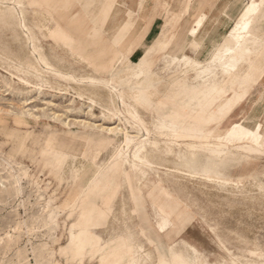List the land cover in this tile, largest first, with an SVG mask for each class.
Returning <instances> with one entry per match:
<instances>
[{"label": "rangeland", "instance_id": "obj_1", "mask_svg": "<svg viewBox=\"0 0 264 264\" xmlns=\"http://www.w3.org/2000/svg\"><path fill=\"white\" fill-rule=\"evenodd\" d=\"M191 2L0 0V15L17 7L27 24L0 16V264H132L146 254L149 264L164 257L167 264L264 263V148L253 155L254 143L226 140L216 155L200 148L192 157L188 147L232 123L264 122V93L254 107L262 54L247 57L262 73L252 78L248 102L221 126L209 117L212 106L188 126L201 134L155 129L157 111L172 123L193 113L192 94L180 86L184 74L175 63L165 67L166 55L204 60L225 40L201 54L198 38L192 52L178 50ZM256 34L264 40V15ZM38 53L61 75L47 74ZM150 71L156 88L146 83ZM193 76L186 74L188 87ZM146 128L157 142L147 147L153 167L138 160L131 167L135 149L126 139H144ZM119 150L130 164L115 161Z\"/></svg>", "mask_w": 264, "mask_h": 264}, {"label": "bare ground", "instance_id": "obj_2", "mask_svg": "<svg viewBox=\"0 0 264 264\" xmlns=\"http://www.w3.org/2000/svg\"><path fill=\"white\" fill-rule=\"evenodd\" d=\"M239 2H241V0ZM16 9L15 7L9 8V11L7 12L8 15L6 12L5 13L1 12L0 16L5 18L4 21L6 23L9 21L7 17L12 19L13 17L15 18V16L16 17L18 16V18L20 19L22 16V19H20V25L22 28L23 27L27 28L26 20L24 18L25 13L20 12L21 13L20 16V14ZM263 15H264V0H248V2L245 5L243 4L241 5L240 13L237 19L235 20L233 26L231 27V29L226 33L224 42L219 46H217L215 49L206 51V58L204 60H198L195 57L196 54L183 55L180 58L176 56L171 58L168 56V54L166 55L164 60L165 67H168L169 64L175 63V65L177 64V66L179 67L180 72L184 74V76L180 78L181 79L180 86H182V89H184L187 92H191L192 94L189 102L191 106H193L192 109L193 113H191L188 116L186 115L182 117L174 116L175 119L180 120L181 122L172 123V121L168 122L167 120H165L163 116L160 114V112L157 111L158 120H157V124H155L156 130L158 131L168 130L170 131V133H173L175 136L181 133L182 130H186L193 135L201 134L202 132L201 129L193 128V126L189 128L188 126L189 125L191 126V124L194 123L193 121H196L197 119H202L205 111L211 108L212 106H215L214 111H217V115L215 116V112L213 111V113H211L209 117L211 119L213 118L216 120L215 122L217 123L218 127L221 126V124L229 116H231L230 114L234 111V109L237 108L239 105H241L242 101L245 98H247V96H249L251 89H254V87L257 85V82L255 81L254 83V80L252 78L260 76V74H262V73L259 74V70L255 65L256 64L255 60L253 59L252 61L248 62L247 57H249L252 54H258V55L262 54L261 56L264 58V40L259 41L258 38L260 37L258 36V34L252 36L253 31L256 29L257 23H259L260 18ZM203 20H204V16L197 20L195 28H193L190 31L189 44H191L193 41H196V39L198 38L199 31L203 26ZM58 29H61V27H59ZM131 29L132 27L127 31V33L122 38L120 43H123L126 37L130 34ZM29 31L31 37L34 38V34L32 30L29 29ZM186 43L187 40L186 38H184L181 41L178 50L183 52L188 46V44L186 45ZM34 48L36 52H39L40 47H38L35 44ZM39 55H40V59L37 60V62L39 63V65L44 64L46 66L47 74H54V75L58 74L59 76L61 75L56 72L54 66L47 61L44 55L41 54ZM262 68H264V65ZM134 71H135L134 76L136 78H140L141 77L140 73L137 72L136 70ZM188 71H193L194 74L193 85H191L190 87H188L186 84L187 83L186 74L188 73ZM147 74L148 77L146 78V83H148L150 88H154V87L156 88V85H154L151 81L154 72L150 71ZM43 76L44 75L40 73L38 78L43 79ZM66 79H68V77ZM99 82L100 81L97 80L96 78L91 79L92 84H99ZM226 84L229 87H227ZM180 86H178V88H180ZM227 95L229 96L227 101H222V102L219 101V103L217 104L218 100H220L222 97L225 98V96ZM79 97L83 98V95L79 94ZM261 97H262V92L258 96L259 103L262 100ZM121 99L124 102L123 95H121ZM136 99L139 102H144L142 99L139 98V95H137ZM146 103L150 105V102H146ZM129 114L133 118H136L140 120V122H142L141 118L139 117V113L137 111H133V112L129 111ZM189 119H191V122L189 121ZM143 129L145 128L143 127ZM110 132L117 134L113 130H110ZM146 132H147V136L144 139L132 140L128 137L126 139V145L128 146V148L130 147V145H133L135 149V151L133 152L134 163L133 165H131V167L134 168L136 167L135 161L137 160L140 161L142 165H146L147 168L153 167V163L147 158L148 155L147 147L156 146L157 142L151 139L149 135V130L147 128H146ZM206 139L207 142H205L201 146L195 144L188 145V147L191 148L192 157H195L196 151L200 148L207 149L211 154L216 155V153L220 149L226 147V143H225L226 140L227 141L229 140V142L248 141L254 143L255 147H253L252 150L249 151L252 152L253 155H255L257 154L258 151H260L261 147L262 150L264 148V122L259 121L258 123H256L254 127H249L244 123H240V122L232 123L231 126L226 130V132L223 135L214 136L207 134ZM212 139H215L216 142L213 143L211 141H208ZM212 146H216V147L214 148ZM116 153L117 154L114 159L117 163L126 162L130 164L129 159L128 160L125 159V154L123 153L122 150H119ZM208 177L212 178L211 175H208ZM16 183L20 185V180L17 179ZM20 188L21 187L19 186L18 191H20ZM88 213L89 210L87 211V214ZM50 216L53 220L55 219V215L53 212L50 213ZM166 229L167 227L165 223H163L161 225L162 232H164ZM157 239L159 240L158 246L160 248H163L164 246L166 247L168 246L169 243L162 242V238L159 237ZM243 242L244 244H246L245 240H243ZM189 247L193 250V253L195 255L198 253V250L196 248L192 246ZM173 256L175 260H178L181 259L183 255L174 254ZM152 260H153L152 255L146 254L145 258H142L138 262H133L132 264H149L148 261H152ZM159 264H167L166 257H164V260ZM195 264H206V263L205 261H196ZM248 264H260V263L253 261V262H249Z\"/></svg>", "mask_w": 264, "mask_h": 264}, {"label": "crops", "instance_id": "obj_3", "mask_svg": "<svg viewBox=\"0 0 264 264\" xmlns=\"http://www.w3.org/2000/svg\"><path fill=\"white\" fill-rule=\"evenodd\" d=\"M239 1L240 0H192L191 4L187 6L186 9L187 15L185 18L188 19L186 20V26H183L184 32H182L187 40V49L192 52L189 46V33L195 28L197 20L203 16V26L198 34V39L202 47L200 54L204 53L209 46L218 44L219 40L225 36L228 32L227 30L231 28L240 13L242 4ZM257 88H262L263 90L256 93L254 107L263 103L258 102V96L261 92L264 93V78L261 83L256 86V90ZM247 102L248 98H245L239 108L241 109Z\"/></svg>", "mask_w": 264, "mask_h": 264}]
</instances>
